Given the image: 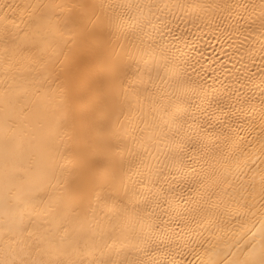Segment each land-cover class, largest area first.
I'll return each mask as SVG.
<instances>
[{
  "label": "bare ground",
  "instance_id": "6f19581e",
  "mask_svg": "<svg viewBox=\"0 0 264 264\" xmlns=\"http://www.w3.org/2000/svg\"><path fill=\"white\" fill-rule=\"evenodd\" d=\"M0 264H264V0H0Z\"/></svg>",
  "mask_w": 264,
  "mask_h": 264
}]
</instances>
